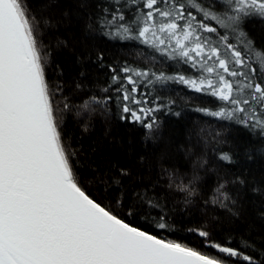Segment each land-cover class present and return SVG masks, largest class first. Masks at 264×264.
Returning a JSON list of instances; mask_svg holds the SVG:
<instances>
[{
    "label": "snow or ice",
    "instance_id": "1",
    "mask_svg": "<svg viewBox=\"0 0 264 264\" xmlns=\"http://www.w3.org/2000/svg\"><path fill=\"white\" fill-rule=\"evenodd\" d=\"M29 11L24 0H0V264H264L257 260L264 249L257 253L247 239L232 247L193 230L228 258L218 259L135 226L159 204L147 190L122 191L117 177L110 184L121 195L109 205L82 187L75 153L62 141ZM257 20L264 22V0H106L90 28L142 45L152 60L158 55L183 71L112 68L103 98L92 96L83 106L108 111L115 104L121 121L151 132L158 127L155 114L175 103L148 99L151 86L172 82L215 104L196 111L264 137V49L244 30ZM220 159L232 162L227 153ZM156 227L169 225L160 216Z\"/></svg>",
    "mask_w": 264,
    "mask_h": 264
},
{
    "label": "trees",
    "instance_id": "2",
    "mask_svg": "<svg viewBox=\"0 0 264 264\" xmlns=\"http://www.w3.org/2000/svg\"><path fill=\"white\" fill-rule=\"evenodd\" d=\"M24 2L35 17L46 78L55 92L57 124L66 150L75 153L82 187L105 205L121 195L111 186L112 177L122 181V191L147 190L159 207L151 215L136 218L134 225L214 258L228 259L193 230L208 231L207 239L214 243L238 247L243 238L254 244L257 253L264 249V137L260 131L196 111L214 109L215 104L172 82L151 86L148 99L159 95L165 103L175 101L171 111L155 114L158 127L151 132L121 121L115 104L108 111L91 103L85 108L90 97L103 98L112 68H148L167 75L183 68L161 62L158 55L152 60L153 54L142 45L111 40L90 28L106 0ZM244 30L257 49H264V22L246 23ZM57 86L62 90L57 92ZM65 103L70 106L67 110ZM224 153L232 157L231 163L220 159ZM121 169L128 172L126 177L119 176ZM160 216L168 228L156 227ZM261 258L257 255L258 261Z\"/></svg>",
    "mask_w": 264,
    "mask_h": 264
}]
</instances>
